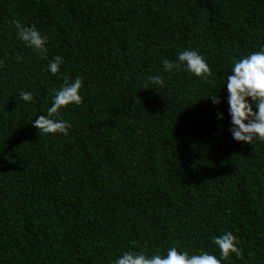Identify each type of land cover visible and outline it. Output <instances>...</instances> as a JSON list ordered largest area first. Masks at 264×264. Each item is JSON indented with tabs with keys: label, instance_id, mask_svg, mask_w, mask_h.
I'll list each match as a JSON object with an SVG mask.
<instances>
[{
	"label": "trees",
	"instance_id": "1",
	"mask_svg": "<svg viewBox=\"0 0 264 264\" xmlns=\"http://www.w3.org/2000/svg\"><path fill=\"white\" fill-rule=\"evenodd\" d=\"M262 47L264 0H0V264H114L171 247L219 259L225 232L239 255L221 264H264V142L233 139L226 86ZM185 50L205 58L206 79L164 70ZM78 77L82 102L51 117L67 135L39 133L54 90Z\"/></svg>",
	"mask_w": 264,
	"mask_h": 264
},
{
	"label": "clouds",
	"instance_id": "2",
	"mask_svg": "<svg viewBox=\"0 0 264 264\" xmlns=\"http://www.w3.org/2000/svg\"><path fill=\"white\" fill-rule=\"evenodd\" d=\"M15 26L18 38L27 47L41 52L46 51L47 37L35 26H22L19 22H15ZM177 61L174 63L164 59L162 62L164 70L171 72L183 66L184 70L193 76L203 79H206L210 72L205 58L197 51H182ZM61 64L62 58L56 57L49 62L48 71L55 75L59 72ZM0 66H3L2 60ZM230 72L231 75L226 77L228 114L232 125L229 131L237 142L251 145L254 140L264 142V47L234 62ZM150 80L162 83L157 77H150ZM82 85L83 81L78 77L71 83L65 80L61 88L54 90L51 107L47 110L48 115H38L33 122L39 133L67 135L70 125L66 121L54 120L51 117L61 108L70 104L79 105L82 102L79 94ZM19 97L26 103L33 100L32 93L27 91L20 92ZM211 100L216 105L221 103L217 95L211 97ZM254 107L256 111L253 110ZM218 118L223 119V115H219ZM212 243L219 249V259L207 252L190 256L186 251H178L176 247H171L165 256L154 254L148 257L143 252L127 251L117 258L114 264H221V261L227 260L230 254L239 255L238 241L232 232L213 237Z\"/></svg>",
	"mask_w": 264,
	"mask_h": 264
}]
</instances>
